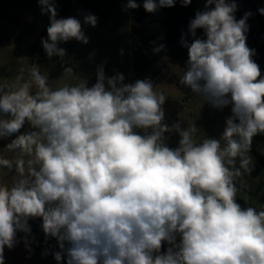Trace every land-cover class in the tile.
<instances>
[{
    "label": "clouds",
    "instance_id": "9594fccd",
    "mask_svg": "<svg viewBox=\"0 0 264 264\" xmlns=\"http://www.w3.org/2000/svg\"><path fill=\"white\" fill-rule=\"evenodd\" d=\"M38 2L50 17L42 38L49 57L66 55L61 42L88 43L79 19H57L51 0ZM176 2L144 0L143 8L155 13ZM138 7L127 0L125 10ZM237 8L235 0H206L188 25L193 41H181L188 60L180 84L214 108L231 105L220 138L197 142L195 124L167 125L166 98L150 79L125 84L121 73L106 77L103 65L91 87L53 89L34 65L35 95L31 84L0 89V139L26 123L36 130L13 145L31 156L27 175L21 162L22 178L0 185V264L34 218H42L46 239L57 240V264L65 256L67 264H264V210L236 198L241 168L251 172L252 140L264 134V76L246 43L252 13L237 20ZM97 20L87 14L83 23ZM172 132L180 137L176 148L166 143Z\"/></svg>",
    "mask_w": 264,
    "mask_h": 264
},
{
    "label": "rangeland",
    "instance_id": "374dc122",
    "mask_svg": "<svg viewBox=\"0 0 264 264\" xmlns=\"http://www.w3.org/2000/svg\"><path fill=\"white\" fill-rule=\"evenodd\" d=\"M65 1L69 0H51L57 10V19L64 18L62 12ZM195 1L198 11H204L206 0ZM87 14L98 18L95 27L83 23ZM70 15L81 21L88 43L75 39L61 42L59 47L66 50V55L63 58L49 57L42 47V38L46 39L48 36L50 17L49 14H42L38 0H0V89L11 91L24 84H31L30 93L35 95L37 87L32 83L31 75L34 65L41 74L48 76L49 86L53 89L84 82L91 87L96 83L97 68L101 65L106 77L121 73L125 77V84L138 80L133 64L129 22L125 13L119 12L116 15L117 18L120 16L117 21L116 16L107 19L78 4L71 7ZM253 59L263 73L264 62L255 56ZM66 68H71L72 71H65ZM152 68L149 79L153 82L154 91L166 98L163 105L164 123L171 126L173 119H187L198 128L195 134L197 142L203 138H220L226 118L232 115L231 105L223 109L214 108L180 84L186 68L181 67L179 60L172 56H165L161 61L154 62ZM180 101L182 105L179 104ZM200 120L209 123L201 122L198 125ZM33 131L36 130L26 123L18 133L0 139V185L11 187L22 178L18 171L21 162L25 169L23 174L27 175V162L31 156L13 145L20 136ZM137 131L143 134L141 130ZM165 136L169 147H178V133H165ZM5 160L8 164L3 163ZM254 203L260 211L264 210V192L254 199Z\"/></svg>",
    "mask_w": 264,
    "mask_h": 264
},
{
    "label": "trees",
    "instance_id": "16d2710c",
    "mask_svg": "<svg viewBox=\"0 0 264 264\" xmlns=\"http://www.w3.org/2000/svg\"><path fill=\"white\" fill-rule=\"evenodd\" d=\"M127 0H80L79 4L90 7L107 18L124 5ZM238 5L235 17L241 19L246 12L252 15L248 18L249 30L246 33L247 43L250 49H254L260 58H264V15L258 11L264 8V0H235ZM140 7L131 9V40L133 46V64L137 72L138 80L149 79L153 71L154 62L161 61L165 56H172L179 60L181 67H187L188 50L181 43L182 39L187 43L193 41L188 32V25L198 11L197 3L187 7L177 0L175 6L160 8L155 13H149L143 8L144 0H136ZM69 1L64 2L63 17L70 15ZM196 36L204 37L203 30L198 29ZM163 48L160 51L156 49ZM258 146V149L256 148ZM251 150L263 163L261 153L264 154V134L255 136L252 140ZM252 207V206H247Z\"/></svg>",
    "mask_w": 264,
    "mask_h": 264
},
{
    "label": "crops",
    "instance_id": "0c3cea01",
    "mask_svg": "<svg viewBox=\"0 0 264 264\" xmlns=\"http://www.w3.org/2000/svg\"><path fill=\"white\" fill-rule=\"evenodd\" d=\"M127 2L122 5L118 10H116L112 15L108 18L118 15L119 12H123L126 14L129 22V33L131 35V9L125 10ZM86 7V6H84ZM92 9L90 7H86ZM93 10V9H92ZM95 11V10H94ZM117 18V16H116ZM115 20H119L120 16ZM132 37V35H131ZM132 41V40H131ZM250 48V47H249ZM258 60L264 62V58L258 57L255 53L254 55ZM135 70V68H134ZM135 74L137 76V72L135 70ZM264 76V72L261 73ZM180 122L182 128H187L188 125H191L187 119L185 120H176L173 119V123ZM203 123H209L208 121L200 120V125ZM197 125V126H198ZM258 149V146L256 147ZM261 153V156L264 160V154ZM249 159V167L251 168V172L245 171L241 168L242 175L237 178V187L239 189L237 193V202L241 204L242 207L252 206L257 211H260L255 203L254 199L257 198L261 193L264 192V163L252 152L248 153ZM236 167H240V160L237 158ZM31 233L25 234L23 232H18L16 239L18 243L15 245L14 248L9 250L5 247L4 250V258L5 264H57V261L54 259L53 253L59 251L58 242L55 238L49 237L46 239L45 234L42 230V218H34L28 221ZM25 239L29 242L27 247L25 244ZM177 242H179V237L177 238ZM69 245L65 242V247L67 248ZM169 245L164 243L161 248V253L167 251ZM30 249V250H29ZM47 252L45 255L44 253ZM61 264H67L66 256L61 261Z\"/></svg>",
    "mask_w": 264,
    "mask_h": 264
},
{
    "label": "built area",
    "instance_id": "2783aa9c",
    "mask_svg": "<svg viewBox=\"0 0 264 264\" xmlns=\"http://www.w3.org/2000/svg\"><path fill=\"white\" fill-rule=\"evenodd\" d=\"M80 0H69L70 7H74L79 4ZM182 105V101L179 102Z\"/></svg>",
    "mask_w": 264,
    "mask_h": 264
}]
</instances>
